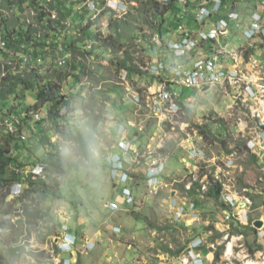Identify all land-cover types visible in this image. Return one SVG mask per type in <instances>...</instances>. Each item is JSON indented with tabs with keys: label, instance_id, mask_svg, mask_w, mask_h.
<instances>
[{
	"label": "built area",
	"instance_id": "obj_1",
	"mask_svg": "<svg viewBox=\"0 0 264 264\" xmlns=\"http://www.w3.org/2000/svg\"><path fill=\"white\" fill-rule=\"evenodd\" d=\"M157 1L167 3L169 0ZM175 2L186 5L188 0H175ZM259 3L264 8V0H259ZM87 6L93 12L94 18L102 10L98 7L96 1L88 3ZM137 6L136 1L106 0V7L114 11L118 17L126 15L129 9ZM222 7L223 0H199L195 7V22L197 25H203L213 14L219 13ZM182 12L181 20L177 22L176 32L178 35L174 40L167 43V50L173 57L170 64L166 58L162 59L155 53L156 55H152L145 66H140V69L147 74L150 81L145 82L142 79L136 83L137 86L132 90L128 88V91H130L129 96L133 97L134 114L144 120V117L157 120L158 125H162L161 131L156 134L159 143L154 146L147 144L144 149H141L129 143L127 141L128 136H125L119 141L120 153L109 154L107 163L111 167L112 178H118L119 180L129 170L126 165L127 162L131 165L142 166L147 186L146 199L158 196L163 190L177 191V189H180L182 194L169 200L168 214L171 222L183 221L184 225L189 227L193 223L201 221V211L197 207L194 198L206 199L210 197L209 190L217 187L216 191L219 192L217 200L220 206L223 204L230 209L228 211L224 210L225 219L223 221L229 222L232 220L230 218H233L239 223L237 225H247L250 213L255 210L252 208L251 195L257 194L259 190L252 188V186H245L242 187V191H239L235 187L233 174L242 169L239 165L241 158L256 155L259 159V167L263 172L261 181L264 180V62L259 64L257 60L250 59V62L246 63L243 59L244 51L242 54L227 53L220 44L217 46L215 44L214 49L208 54H200L195 57L201 43L217 42L227 33L230 23L240 20L241 15L234 11L227 12L223 17L215 20L208 30L200 29L195 34L187 27L184 10ZM244 36L250 44L258 36L264 38L262 15L255 13L251 17V22L245 29ZM157 38V35H155L154 39ZM4 47L5 42L1 40L0 49ZM88 47L90 48L91 44H88ZM193 54L194 58L192 57ZM223 54L232 58L231 67L222 59ZM261 56H264V53ZM70 58L69 53L65 54L59 60V64H66L70 61ZM21 60L22 63L30 61V52L23 54ZM249 66L253 71L257 73L259 71L257 78L251 77ZM121 74L120 83L130 82L126 70H122ZM206 85H218L220 88H225L227 85L233 87L234 95L231 104L228 105V113L231 111L234 115L233 120L236 123H246L245 129H249V133L245 137L242 136L245 138L242 154L235 144L220 151L218 155L210 156L207 154L206 146L209 145L207 143L209 140L205 138L206 134L202 133V127L206 128L208 136L207 130L210 129L214 134L215 128L219 130L216 137L225 138L227 135L220 133L223 127L220 115L217 113L211 114L209 111L203 110L199 103H196L198 100L195 95ZM184 92L187 93L186 96L183 95ZM189 113L194 114L191 119L186 117ZM32 115L35 120L40 118L39 113ZM18 124L19 121L14 120L12 122L8 118L3 121V125L11 133H16V125ZM128 124L135 129L133 131L135 133L144 131V126L141 123H127L120 125L119 130L116 132L117 136L123 137L126 126H129ZM163 126L168 127L169 133H164L166 129ZM21 135H24V133H20ZM169 137L175 143V150L179 149L185 152V156L181 158L184 171L179 177H166V157L159 151L164 148L161 145ZM229 139L231 140L232 137H229ZM232 141L235 142L236 140L233 138ZM173 153L174 150L171 151V155ZM45 167V163L34 165L26 175L43 176ZM21 194L22 184L15 183L11 186L6 199H14ZM121 194L124 200L123 203L127 207L135 205L136 200L132 190L124 187ZM109 206L112 209L118 208L116 204H109ZM44 219L46 221L45 217L38 218L36 220L37 224L41 225ZM14 220L13 217L12 221ZM209 224L217 225L213 220L208 221V226H210ZM262 225V229L257 232L259 236L264 235V223ZM213 230H206V234L211 236ZM234 235L238 236V238L236 236L235 238L239 241L243 238V234ZM55 238L57 239L55 245L60 251L69 252L76 243L75 237L68 234V228L64 224L61 226V234ZM225 238H228V236L225 235ZM202 244L201 239L192 240L188 245L189 257H182L180 262L183 264H205L200 247ZM229 245L230 243L226 246V250ZM232 249L231 245V252ZM191 250L193 251L191 252ZM210 255V257H213V250Z\"/></svg>",
	"mask_w": 264,
	"mask_h": 264
},
{
	"label": "rangeland",
	"instance_id": "obj_2",
	"mask_svg": "<svg viewBox=\"0 0 264 264\" xmlns=\"http://www.w3.org/2000/svg\"><path fill=\"white\" fill-rule=\"evenodd\" d=\"M8 1L10 2L9 6L6 3V0H0V11L4 15H7L9 17L19 15L20 22L24 23L25 21V24L32 23V11L26 9L24 12H18V0ZM93 1L98 2L99 7L105 6L104 0H66L65 7L69 10H72V15L70 16V19L64 21V23L67 25L65 30L67 35L71 36L72 40L74 38L78 39L82 35L77 31V27L74 26L78 23V19L81 15L84 17L85 21L95 22L93 21L95 18L93 17V14L89 12L87 6L88 3H92ZM177 6L183 9L181 5L177 4ZM187 14L190 13L187 12ZM105 16V11H102L99 16L101 18L100 21L106 22V19L104 18ZM187 18L189 21L190 18ZM92 26H94L92 29H94L95 32H97L98 29L101 28L100 32L102 33V35H106L108 31L107 27L102 28L99 23L97 27H95V25ZM140 31L141 32L137 31V33H143V30ZM150 33L151 32L149 30L145 31V35H148L150 38H152L153 35H151ZM172 33L173 35L176 34L174 32V29H171L168 35ZM165 36L167 35L164 34V37ZM50 37H56L57 39L55 40L59 42L63 41V37L61 38V36H52L50 34ZM83 44H91L90 39L87 37L83 41ZM102 48L103 47H101V49ZM27 50L28 49H26V52L30 51V49L28 51ZM129 50L132 51V53L130 51L131 59L129 60V62L137 67L145 66L146 63L151 59V56L155 54L154 49L146 43H142L141 46H138V44L135 46L131 45L129 46ZM96 53H99V50H97ZM247 53L248 52H246V55ZM120 55L123 56V50L120 51ZM57 56L58 54H51L46 57L44 56L43 58H41L40 62H37V65L41 64L40 69H44L49 66L59 67L55 62ZM77 58L76 60L78 61L74 60V63H76V65H78L79 67L83 63L87 65L93 70L94 73H96V75H98L99 80L92 86V88H88L93 84L91 78L87 76V78L83 77V79H80V77L78 78V76H76L80 74V72L78 73V71H74L71 67H68L72 74L69 75L65 82H63V84L61 85V93L66 98L59 115L63 119L64 124L62 125V127L65 133L74 134L76 132H79L82 135L83 133H86L88 135L85 136L87 137L89 152L93 155V157L91 158L94 159L93 162H87L83 160V150L75 139L62 140L58 137L60 135L51 128V121L47 120L48 112L44 107H41L38 110L40 112V118H42L40 120L41 122H43V124L39 125L40 120L29 122L24 127V135H15V138L12 139L10 144L6 145V147L9 148V151L6 152V155L14 158L12 164H9L6 168L8 171L7 174L11 177L15 176L16 178H22V176L26 175V173L29 172V170L34 165H37L39 163L46 164L45 171L42 174L43 176L39 178L38 181H42L44 185L48 187V190H45L43 192L32 190L33 192L30 193V197L35 198V203H37V201L39 202L37 203V206L39 205V209L41 211H47L48 215L52 214L55 219H57L59 215H62L66 219L67 216H70V213H73L75 209H77V212H79L80 208L84 205H88L89 207L90 204H92V207H95L96 204H101V202H103L104 195H107L108 192L107 184H110L106 174L107 170L105 156L108 150H110L114 145V140L110 134V131L112 130V125L110 126V122H113V120H109L107 118V115L108 117L114 115L109 112L111 111L112 102L117 103V107H119L123 111H130V114H134V111L131 108V105H134L133 97L129 96L130 91H128L126 87H123V84H128L129 82L123 84L119 82L122 74L120 73V71L117 72V65H113V63L108 60L110 59V55H104V53L100 52L97 57H93L92 55L88 54L86 58L81 57V59H79V56H77ZM166 59L170 64L171 59ZM94 77H92L93 80H97V78ZM121 84L123 86H121ZM136 86L137 84L132 85L131 90ZM110 88H115L116 92L114 93L117 94V96L115 95L114 97V94H111L112 92L109 93V91H111ZM97 90L101 91V93L97 94L96 97L99 99V102L97 103V111L98 115L102 118V121L98 125L94 126L90 125L88 119H81L80 116L82 113L81 106L83 102L87 100V97L93 98V95L95 93L94 91ZM104 92L106 94H103ZM232 92L233 90L230 86H225V88H218L217 91H213L212 94H207L208 98H203L199 94V104L203 108V110L209 111L211 114L217 113L218 115L223 117L220 118V121L223 124L220 133H225L227 135L226 140L228 139L227 145L224 147L220 142L224 140L218 138L220 139V141L214 143L217 140L209 138L208 143L211 144V149L213 150V153L209 154L210 156L218 155L220 151L225 150L233 144H235V146L241 151L242 154V147L245 139L244 137L249 133V129H245V127L247 126L246 123H236L235 120H233L234 115L231 111H229L228 113V105L231 104V99L229 96L232 94ZM36 95L37 91L27 92L24 99L25 102H33V100L36 98ZM183 95L186 96L187 93L184 92ZM195 96L197 97L198 95ZM5 103H8L10 105L15 102L8 99L7 101H5ZM144 118L145 120H147L146 117ZM105 119H108V121L105 122ZM156 121L157 120H151L148 124V129L154 128ZM39 126L41 130L37 131L35 128ZM35 130L37 131V133L41 134H37ZM218 132L219 130L215 128L213 135L216 136ZM147 136L148 135H142V137L144 138H147ZM229 137H232V139L234 138L236 141L233 142L232 139H229ZM4 138V135L0 134V146L4 145ZM213 138L217 139V137ZM48 143H54L55 147L48 145ZM154 143L156 144V142ZM64 157H67L70 163L73 165L71 170L68 172V175L62 174L58 165ZM239 165L242 169H239V171L233 174L235 179V187L239 191H242V187L252 186V188L254 187L259 191L261 190L260 194H264V192H262V185H264V180L261 181V179L263 178V172L257 165V163L251 160V156L241 158L239 160ZM127 173L130 174V171H128ZM96 183L98 185H96ZM258 185L261 188L257 187ZM42 193H44L43 196L47 194V198L44 202L42 200L43 196L40 200ZM167 195V193H163L158 197L157 200L154 199V202L151 205L152 212L149 213L151 215L154 214V219H151V222L155 224L157 231L159 232L157 234L159 236H156V240L159 242V245L160 247L162 246V248L166 246L168 247L169 244H172L173 249L175 250L185 249L189 242L194 240L193 236L196 235V231L200 229L201 225L203 224L196 222L189 227L182 228L179 226L178 228L173 227V230H171L172 224L164 215H162L163 208L160 207V202H158L167 197ZM208 198H206L204 201L199 202L207 203V205L205 206L207 207L208 211L211 210V212H219L221 210V206L219 205V203H217L218 200H215L214 198ZM7 201L11 202L13 207L18 208L19 213H21V207L23 204H25L24 201H19L18 198H16L15 200L8 199ZM258 201L260 200L258 199ZM90 208L91 207H89V209ZM101 210L110 212L109 209L104 207H102ZM85 211L86 210H82L83 215L85 214ZM52 215L51 218L53 219ZM131 215L134 216L133 213H131ZM257 215L261 218L257 220H262L263 224L264 210L262 209L261 212L257 213ZM257 215H254V217H256ZM10 216L11 215H6L4 216V218L8 219V217ZM73 216L74 214L70 216L71 219H73ZM101 217L104 216L99 214L98 216H95L94 219H99ZM223 219H225V216H223L219 224L217 223L218 226L215 224L209 225H212L214 228L211 237H216V241L213 243L214 246L212 247L213 252L218 250V245H220L223 241L224 248L222 249L218 260H214L213 257H211V259L209 260L207 258L205 264H264V235H257V238H255L251 230L247 229L246 233L243 232V238L239 241L238 239H236L238 238V236L234 235L237 233H234L232 231L239 223H237L233 218H230L233 221L231 220L229 222L223 221ZM36 220L37 218L29 219V222L26 224L27 230L22 237L21 242L18 243L19 248L15 249L12 254L8 253V250H6L5 246L0 245V251L6 253L9 264H41L42 261L47 264H62V261L59 263L58 259L51 258L49 255V253L51 252L52 254L54 253V257L57 256L56 247L54 246L52 239L44 238L46 237L45 233L50 225L47 228V221H45V219L44 221H42L43 223L41 225L37 224ZM218 221V219L214 220V222ZM230 223H233L234 227H232ZM249 224L250 221L248 220L247 225ZM251 226L253 225L251 224ZM206 227L208 226H205V228ZM262 227L263 225H261L259 228H255L258 232L260 231V229H262ZM218 229H220V231ZM216 230L218 231V234ZM242 230L243 229L241 228V231ZM225 235H227L228 238H225ZM229 243L233 247L232 252L230 249V253L229 249L228 252L226 250V246ZM57 249L59 248L57 247ZM42 251H47L46 253H48V255H42ZM30 252L37 253L38 259L33 258L29 254ZM103 264H108L106 259H103Z\"/></svg>",
	"mask_w": 264,
	"mask_h": 264
},
{
	"label": "trees",
	"instance_id": "obj_3",
	"mask_svg": "<svg viewBox=\"0 0 264 264\" xmlns=\"http://www.w3.org/2000/svg\"><path fill=\"white\" fill-rule=\"evenodd\" d=\"M128 1H136L138 6L121 17H118L113 11L105 10V12H108V31L106 35H102L100 32L101 28L95 32L91 26L97 24V22H86L81 15L78 19V23L73 25L77 27V31L82 35L80 38H74L73 40L70 35H67L65 30L67 25L64 21L70 19L72 15V10L65 7L66 0H18V12H24L26 9H29L34 13L31 24H25V21L24 23L20 22L19 15L9 17L0 11V39L5 42V47L0 49V134L5 137L4 145L0 146V243L6 247L9 254H12L15 249L19 248L18 243L22 240L27 230L26 224L29 222V219L46 217L47 228L50 225L46 235H52L56 232V224H52L48 215L39 209V205L37 206L39 202L37 201V203H35V198L30 197V193L33 192L32 190L41 192L48 190V187H46L42 181H38L41 177L27 174L23 175L22 178H16L15 176L11 177L7 174L8 171L6 168L9 164H12L14 158L6 155V152L9 151L6 145H9L12 139L15 138V134L18 133L17 135L19 136L26 124L35 121L32 114L39 112L38 110L44 107L48 112L47 120L52 123L51 128L63 139H75L83 150V160L93 162L94 159H91L93 155L88 149L86 137L88 135L86 133L82 135L79 132L74 134L65 133L62 127L64 123L59 114L66 97L61 93V85L71 74L68 67H71L74 71H78V73L80 72V74L76 75L78 78L80 77V79H83V77L87 78L88 76L91 78L92 83L95 84L99 80L98 75L90 71L89 67L84 63L79 67L74 63V60H76L77 56L86 58L88 54L97 57V55L102 52L104 55H110V59L108 60L111 61L113 65H117V72L124 69L127 71L129 77L131 75H136L142 78L144 74L139 69V66L137 67L129 62L131 59V50H129V46L140 45L145 37L148 38L149 36L145 35V30H149L151 34H156L162 40V36L166 32L177 28V22H179L182 17L181 8L177 6L175 0H169L167 3H160L157 0ZM223 1L225 2V0ZM6 3L9 6L10 2L8 0H6ZM52 11L55 12V18L51 15ZM165 23H167L168 28L163 30ZM140 30H143V33H137V31L141 32ZM50 34L52 36L63 37V41L59 42L55 40L57 38L50 37ZM87 37L90 39V48L88 45L83 44V41ZM149 39L150 38L147 40ZM60 47H63L61 52L64 54L67 52L72 54L74 60L71 66L58 68L52 65L53 67L49 66L40 69L41 64L37 65V62L44 56L59 54ZM101 47L103 48L101 49ZM151 48L154 49V45L151 44ZM167 48L168 46L166 43H162V46L159 47V57L164 58L166 56L165 53L168 51ZM26 49L32 50L30 54L33 59L26 63H21L19 58L22 54L26 53ZM97 50H99V53H96ZM122 50L123 56L120 55V51ZM10 60L17 62L8 64L6 61ZM3 62H6V64L4 66V74H1ZM138 74H140V76ZM94 76L97 80H93L92 77ZM88 88H92V86ZM30 91H37V95L33 102L27 103L24 99L26 93ZM94 92L93 98L87 97V100L83 102L80 117L81 119H88L90 125L96 126L102 121V118L98 115L97 103L99 99L96 97L101 91L97 90ZM103 94L106 93L104 92ZM8 99L15 103L10 105L5 103ZM193 116V113H189L186 117L191 119ZM7 117L12 122H14V120L19 121V124L16 125V133L9 132L3 125V121ZM41 124H43V122L40 120L39 125ZM38 128L40 129V126ZM201 131L206 134L205 138L208 140L209 138L215 140L210 129L207 130L209 136L206 133V128L202 127ZM48 145L55 147L54 143H48ZM162 150L165 152L168 151V149ZM251 160L257 163L259 159L256 155H251ZM58 165L62 174L65 175H68V172L73 167L67 157H64ZM16 182L23 184L22 194L17 197L19 201L25 202L21 207L23 210L22 213H18L19 209L13 207L12 203L6 200L11 186ZM217 189V187H214L209 190V196L215 200L218 199L219 196V192L216 191ZM43 195L44 193L41 194L40 200ZM248 195L250 194L248 193ZM45 197L46 196H43V199ZM252 200V208H256L259 205V201H255L253 197ZM6 215L11 216L5 219L4 216ZM12 216L18 219L12 221ZM249 220V225H236L232 231L237 234H243V232L246 233L247 229H250L255 238H257V229L251 226L252 220ZM230 225L234 227L233 223H230ZM241 228L243 229L242 231ZM206 229L211 230L213 226L210 225L206 227ZM215 238L216 237H211L210 241H214ZM223 248V244L219 245L218 250L214 252V260H218ZM207 250L212 251V249ZM169 252L172 255H178L181 251L169 250ZM29 254L33 258L38 259L37 253L30 252ZM41 254L47 256L44 251H42ZM207 254L208 257L211 256L210 253ZM0 264H9L6 253L1 251Z\"/></svg>",
	"mask_w": 264,
	"mask_h": 264
},
{
	"label": "crops",
	"instance_id": "obj_4",
	"mask_svg": "<svg viewBox=\"0 0 264 264\" xmlns=\"http://www.w3.org/2000/svg\"><path fill=\"white\" fill-rule=\"evenodd\" d=\"M127 2L128 0H123ZM199 0H188V4L185 6H182L184 10V19L186 20L187 27L196 34L197 31L200 29L208 30L212 23H214L215 20H217L220 17H223L224 14L227 12H238L240 16V20L234 21L230 23L229 29L227 33L221 37L217 42H208V43H201L199 45L198 50L195 53V57H197L200 54H208L210 51L214 49V45H221L225 52L227 53H240L242 54L244 51V58L246 63L250 62V59L257 60V63H263L264 62V56H261L262 53H264V38L261 36L256 37L254 40H252V43L250 44L249 41L246 40L244 36L245 29L249 26L251 22V17L256 13L260 14L263 17L264 20V8L260 5L259 0H225L223 1L224 5L222 7V10L217 13L213 14L206 23L203 25H197V23L194 20V13L196 11V3H198ZM189 12L190 14H187ZM190 20L188 21V18ZM106 19V22L97 21V24H94L95 27H97L98 23L102 28L108 26L107 22V16L104 17ZM101 20V18H100ZM96 22V21H95ZM92 28L94 26H91ZM167 23L164 24L163 30H166ZM147 31V30H145ZM176 33V31L174 30ZM169 32H166L165 34L167 36H162V40L160 37L157 39H154L153 35L152 38L147 40L148 38H144L140 45L142 43L149 44L151 46L154 45V53H156L158 56L160 55L159 47L162 46V43H168L170 40H174L177 37V33L175 35L170 34ZM246 52L247 55H246ZM155 54V55H156ZM166 56L171 58L170 52L165 53ZM224 55V54H223ZM221 56L222 59L226 62V64L231 67L232 64V58L228 55ZM243 56V55H242ZM194 58V54L192 55ZM161 58V57H160ZM163 59V58H162ZM250 68V66H249ZM264 69V67H263ZM249 74H251L252 78H257L259 74L253 71V69L250 68ZM133 79L128 84H121V86L131 89V86L133 84H136L137 82H140L142 79L145 82H149L150 78L147 76H144L142 78H138L137 76L132 75ZM136 77V78H135ZM144 83V82H142ZM228 86V85H227ZM218 88H220L218 85L216 86H210L206 85L203 87L196 97L199 103L200 96L203 98H208L207 94H212L213 91H217ZM233 89V87H231ZM112 92L111 94H115L116 92L115 88H110ZM113 90V91H112ZM224 91V90H223ZM234 95V92L229 96L232 100ZM196 100V99H195ZM130 103V102H129ZM131 105V104H130ZM132 110L134 111V105H131ZM130 108V109H131ZM111 114H114L113 116L107 115V118L109 120H113V122H110L111 127V137L114 140V145L111 147L110 150L106 153L105 156V163H106V170H107V179L109 180V185L107 184L108 192L107 195H104L103 202L101 204H96L95 207H92V204H90L89 209L88 205H84L80 208L79 212H77V209L74 210L73 213H70V216L74 214L71 219L70 216H67L65 219L62 215H59L57 219L53 217L52 214L47 213V211H43L48 215V217L51 219L50 221L56 224L55 233L52 235H46L45 238H51L53 241L54 246L56 247L57 256L54 257V253L52 254L50 251L49 255L51 258L58 259V262L60 263L62 261V264H103V259H106L108 264H183L180 262L182 257H189V248L188 245L185 247V249H179L181 251L178 255H172L170 254V251H178L173 249L172 244H169L168 247L162 248L160 247L159 242L156 240V236L159 232L157 231V228L155 224L151 222V219H154V214H149L151 211V205L154 202V199L157 200L159 196H161L163 193H167V197L162 199L160 202V207L163 208L162 215H164L169 222L172 224V229L178 228L179 226L184 228L186 227L183 223V221L179 222H171V219L168 214V204L170 198H177L182 194V191L180 189H177V191H167L163 190L161 193L150 199H146L145 193L147 190L146 186V180L144 177V169L142 166L139 165H131L130 163H126L128 166V171L132 174V177L128 176V174L125 172L121 179H113L111 176V167L107 163V156L109 154H117L120 153L121 148L119 147L118 141L123 139L125 136H128V142L134 144L136 147L144 149L147 144H150L152 146L159 143L158 138H156V134H158L161 131V126L158 125L157 121L155 123V127L148 129V124L151 120L154 119H147L144 120L139 116H136L135 114H130L129 112H125L119 107H117V103L112 102L111 105V111H109ZM111 117V119H110ZM220 118H222L220 116ZM108 119L105 121L107 122ZM225 120V119H224ZM100 123V122H99ZM127 123H141L144 126V131L142 133H135L133 132L135 129L129 126L125 128L124 135L117 136V131L119 130L120 125H125ZM166 131L164 133H169L168 128L166 126H163ZM37 131H40L38 127L35 128ZM35 132L37 133V131ZM42 132V131H41ZM41 134V133H37ZM142 135H148L147 138L142 137ZM62 140H64L61 136H58ZM150 137V138H149ZM216 137V136H214ZM224 140V141H220ZM217 137V141L214 143H217L218 141L221 142V144L225 147L227 145L228 139L226 140V137ZM156 142V144L154 143ZM208 143V142H207ZM206 146L207 154L213 153V150L211 149V144ZM161 147H164L162 149H168L167 152L160 149V153L166 157V177L167 178H173V177H179L180 174L184 171V166L182 163L181 158L185 156V152L181 151L179 149L175 150V143L173 142V139L171 137L167 138L164 143L161 145ZM227 149V148H226ZM174 150V153L171 155V151ZM259 161V160H258ZM257 161V165H258ZM259 166V165H258ZM264 184V183H263ZM96 185H98L96 183ZM262 192H264V185H262ZM123 187H128L130 190L133 191V194L135 196L136 204L134 207H127L126 205L122 204V195L121 190ZM261 188L259 185L257 186ZM258 192V191H257ZM261 193V190L259 191ZM253 194L251 197L254 198V200L259 201V205L254 208L250 213V218L252 221L261 219L258 217L257 213L261 212V210H264V194ZM47 196V194L45 195ZM47 197L43 199V202L46 200ZM16 199V198H15ZM198 199V198H197ZM208 199H212L209 197ZM198 200L197 207L201 211L202 220L199 221V223H202L201 228L196 231V235L193 236L195 239H201L202 240V254H203V262L206 263L207 258L208 260L211 259V257H208L207 253H210L211 251L207 249H212L213 243L216 241V238L214 241H210L211 236L206 234L205 226H208V221L216 220L218 219V223L222 220L223 216H225L224 210H230L227 207L221 205V210L219 212L216 211H208L207 203H200ZM217 200V199H216ZM102 201V200H101ZM42 202V203H43ZM253 202V200H252ZM217 203H219L217 201ZM109 204H116L119 205V209L115 211H111L109 208ZM43 205V204H42ZM41 205V206H42ZM220 205V203H219ZM107 208L110 210V212L102 211L101 208ZM43 210V209H42ZM82 210H86L85 214H82ZM23 211V210H21ZM19 213V211H18ZM131 213L134 214L131 215ZM101 214L104 217H101L99 219H94L95 216H98ZM51 215L53 219L51 218ZM254 215H257L254 217ZM46 218V217H45ZM264 218V216H263ZM18 219L15 217V220ZM14 220V221H15ZM196 223V222H195ZM66 225L68 228V233L75 237L76 243L72 247V250L69 252L60 251L57 249L56 243V236L61 234V226ZM217 224V226H218ZM47 225V222H46ZM27 228V227H26ZM198 228V227H197ZM214 229V228H213ZM220 231V229H218ZM26 232V231H25ZM217 234L218 231L216 230ZM25 234V233H24ZM214 237V236H212ZM207 238V239H206ZM21 242V241H20ZM191 242V241H190ZM189 242V243H190ZM222 244V243H221ZM220 244V245H221ZM0 245H2L0 243ZM219 246V245H218ZM201 248V249H202ZM193 250H191L192 252ZM47 251H45L46 253ZM48 255V253H46ZM56 254V253H55ZM33 259V258H32ZM41 264H47L43 261Z\"/></svg>",
	"mask_w": 264,
	"mask_h": 264
},
{
	"label": "clouds",
	"instance_id": "obj_5",
	"mask_svg": "<svg viewBox=\"0 0 264 264\" xmlns=\"http://www.w3.org/2000/svg\"><path fill=\"white\" fill-rule=\"evenodd\" d=\"M122 1H123V0H122ZM124 2H125V1H124ZM176 3H177V2H176ZM188 3H189V2H187V4H188ZM177 4H179V3H177ZM187 4H186V5H187ZM104 5H105V6H103V7H99V5H98V7L102 9L101 12H102V11H105V10H110V11H112L111 9H109V8L106 7V0H104ZM179 5H181V4H179ZM181 6H185V5H181ZM133 9H134V8H131V9H129V11H130V10H133ZM88 10H89V8H88ZM182 11H183V10L181 9V12H182ZM89 12L93 14L92 11L89 10ZM101 12H100V13H101ZM113 12H114V11H113ZM32 13H33V12H32ZM51 13H52V14H51L52 17L55 18V12L52 11ZM100 13L98 14V16H97L93 21H100V17H99V16H100ZM114 13H115V12H114ZM128 13H129V12H128ZM182 13H183V12H182ZM33 14H34V13H33ZM105 14H106V16H107L108 12L106 11ZM184 15H185V14H184ZM86 22H87V21H86ZM107 22H108V21H107ZM174 30L177 31L176 29H174ZM176 33H177V32H176ZM177 34H178V33H177ZM0 41H1V39H0ZM2 41H3V40H2ZM138 46H141V45H138ZM62 48H63V47H60V49H59V54H58V56H57V58H56V60H55L56 65L59 66L58 68H61V67H64V66H71V64H72V62H73V60H74L73 57H72V54L69 53V52H67V53H65V54H68V53H69V54L71 55V58H70V61H71V62L68 61L66 64H64V65H60V64H59V60L61 59L62 56L65 55L63 52H61ZM29 52H32V50H30ZM26 53H27V52H26ZM57 53H58V52H57ZM24 54H25V53H24ZM22 55H23V54H22ZM22 55H21V56H22ZM94 57H95V56H94ZM164 58L172 59L173 57L169 58L168 56H165ZM19 59H20V61H21V63H22L21 57H20ZM31 59H33L32 56H31ZM77 59H78V58H77ZM79 59H81V56H79ZM76 61H78V60H76ZM6 62H7L8 64H9V62H10V64H12L13 62H17V61H12V60H10V61H6ZM6 62H3V63H2V73H1V74H4V66H5ZM39 62H40V61H39ZM25 63H26V62H25ZM89 69H90V71H93L91 68H89ZM139 69H140V67H139ZM123 70H124V69H123ZM140 70H141V69H140ZM141 71H142V70H141ZM121 72H122V70L120 71V73H121ZM142 73L144 74V76H147V74L144 73L143 71H142ZM71 74H72V72H71ZM71 74H70V75H71ZM138 75H139V74H138ZM131 76H132V75H131ZM131 76H130V77L128 76L129 81H132ZM93 85H94V84H93ZM93 85H90V86H93ZM36 113H39V112H36ZM39 115H40V113H39ZM7 118H8V117H7ZM39 119H40V118H39ZM39 119H38V120H39ZM34 120H35V119H34ZM36 120H37V119H36ZM36 120H35V121H36ZM23 130H24V129H23ZM23 130L21 131V133L23 132ZM23 133H24V132H23ZM17 134H18V133H17ZM17 134H15V135H17ZM19 136H20V134H19ZM121 139H122V138H121ZM23 140H24V139H23ZM118 143H119V141H118ZM117 154H119V153H117ZM127 172H128V171H126V173H127ZM127 174H128V176L132 177V174H131V173H130V174L127 173ZM40 177H42V176H40ZM16 183H20V182H16ZM14 184H15V183H14ZM21 184H22V183H21ZM22 186H23V185H22ZM123 188H124V187H123ZM123 188H122V189H123ZM125 188H128V187H125ZM9 192H10V191H9ZM121 192H122V190H121ZM121 195H122V194H121ZM16 198H17V197H16ZM14 199H15V198H14ZM194 200H195V203L197 204L198 202H196V201H198V200H203V199H199V198L197 199V198H194ZM123 201H124V200H123V196H122V204L125 205V204L123 203ZM135 204H136V203H135ZM134 206H135V205H134ZM134 206H131V207H134ZM117 207H118L117 209H119V205H117ZM109 208H110L111 211H115V210H117V209H112L110 206H109ZM254 222H255V220L252 221V224H253ZM253 226H254V225H253ZM68 234H69V233H68ZM69 235H71V234H69ZM71 236H72V235H71ZM222 244H223V243H222ZM200 247H202V245H201ZM200 247H199V248H200ZM65 252H67V251H65Z\"/></svg>",
	"mask_w": 264,
	"mask_h": 264
},
{
	"label": "water",
	"instance_id": "obj_6",
	"mask_svg": "<svg viewBox=\"0 0 264 264\" xmlns=\"http://www.w3.org/2000/svg\"><path fill=\"white\" fill-rule=\"evenodd\" d=\"M253 225L256 227V228H259L261 225H262V220H256Z\"/></svg>",
	"mask_w": 264,
	"mask_h": 264
},
{
	"label": "bare ground",
	"instance_id": "obj_7",
	"mask_svg": "<svg viewBox=\"0 0 264 264\" xmlns=\"http://www.w3.org/2000/svg\"><path fill=\"white\" fill-rule=\"evenodd\" d=\"M230 246H231V245H229V246H228V249H229V253H230V249H231V247H230ZM228 249H227V250H228ZM247 264H250V263H247Z\"/></svg>",
	"mask_w": 264,
	"mask_h": 264
}]
</instances>
